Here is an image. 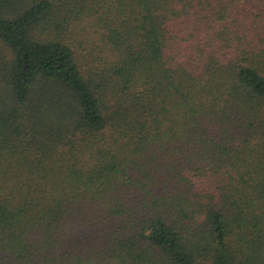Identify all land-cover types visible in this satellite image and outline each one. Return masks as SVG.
<instances>
[{
    "label": "trees",
    "instance_id": "obj_1",
    "mask_svg": "<svg viewBox=\"0 0 264 264\" xmlns=\"http://www.w3.org/2000/svg\"><path fill=\"white\" fill-rule=\"evenodd\" d=\"M0 264H264V0H0Z\"/></svg>",
    "mask_w": 264,
    "mask_h": 264
}]
</instances>
